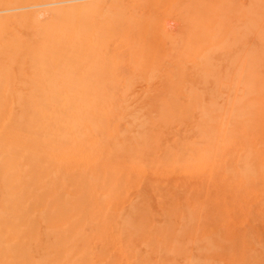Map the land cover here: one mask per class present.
Instances as JSON below:
<instances>
[{
	"label": "bare ground",
	"instance_id": "bare-ground-1",
	"mask_svg": "<svg viewBox=\"0 0 264 264\" xmlns=\"http://www.w3.org/2000/svg\"><path fill=\"white\" fill-rule=\"evenodd\" d=\"M0 264H264V0H0Z\"/></svg>",
	"mask_w": 264,
	"mask_h": 264
}]
</instances>
